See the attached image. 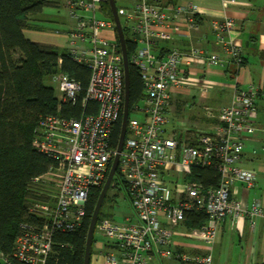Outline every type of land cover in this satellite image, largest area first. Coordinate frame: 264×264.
Here are the masks:
<instances>
[{
    "label": "built area",
    "instance_id": "built-area-1",
    "mask_svg": "<svg viewBox=\"0 0 264 264\" xmlns=\"http://www.w3.org/2000/svg\"><path fill=\"white\" fill-rule=\"evenodd\" d=\"M107 1L64 0L69 16L76 20L68 32L70 41L66 51L90 71L81 106L84 110L89 101L97 106L77 117L54 114L38 119L32 144L55 160L60 172L54 200L31 206V212L42 218V222L23 223L10 253L5 254L0 248V264H48L55 231L72 232L81 227L91 191L106 179L108 162L116 152L110 146L111 129L123 109L124 96L119 42L103 35L104 30L114 29V23L96 15L99 4ZM158 1L137 0L130 8L117 7L118 15L128 27L129 39L135 43L127 57L128 63L139 71L142 94L128 109L116 168L121 179L119 186L133 215L120 221L102 216L94 226L95 239L103 242L100 254L105 264L165 261L211 264L208 251L189 254L170 247L172 229L185 220L186 214L204 215L205 224L191 226L186 231L188 237L204 242L213 241L216 222L227 215L246 216L251 226L256 218H264V209L257 200L245 207L230 194L235 182L246 187L255 185L254 172L237 163L244 140L254 131L256 100L263 90L249 83L242 89L235 87L229 104L215 110L204 106V115L214 121L213 128L198 132L193 140L166 135V109L173 88L183 84L180 75L183 58L187 65L206 58L210 66L222 65L223 59L192 44L186 51L173 47L159 56L154 51L159 41L169 40L173 34L181 33L183 27L189 38L199 30L201 8L191 0L174 6L160 5ZM219 2L226 8L236 5L238 0ZM209 26L226 60L238 70L244 60L241 45L231 35L234 20L224 15L210 20ZM50 78L60 93L57 100L75 104L80 83L65 72H57ZM205 91L203 87L201 92ZM131 112L139 117L130 116ZM192 166L216 169L217 185L204 186L197 180L186 179ZM170 171H175L177 176L168 178Z\"/></svg>",
    "mask_w": 264,
    "mask_h": 264
},
{
    "label": "trees",
    "instance_id": "trees-1",
    "mask_svg": "<svg viewBox=\"0 0 264 264\" xmlns=\"http://www.w3.org/2000/svg\"><path fill=\"white\" fill-rule=\"evenodd\" d=\"M60 1L0 0V248L5 254L12 250L23 223L42 222V218L31 212V206L54 200L55 188L52 185L45 184L42 178L34 181V178L55 170L57 163L32 144L38 119L54 114L77 117L83 111H93L97 106L91 101L86 103L84 110L81 106L90 73L86 65L75 62L67 51H58L54 44L34 41L23 34L24 29L33 27L32 15L44 7H59ZM101 11L102 16L112 19L108 3L102 4ZM122 29L127 56H130L135 43L128 37L125 22H122ZM57 72H65L80 83L81 91L75 104L59 102L54 89L44 84L47 77ZM141 89L139 71L129 63L130 108L140 98ZM121 115L122 109L111 129L110 146L114 150L120 134ZM112 160L113 156L108 162L106 176ZM185 178L197 180L204 186H216L219 175L213 167L192 166ZM120 183L117 171L111 187L120 190L126 199ZM102 186L91 191L80 228L72 232L55 231L48 264H83L89 220ZM101 216L112 218V215L99 211L97 219ZM185 220L190 227L200 226L205 217L202 213L192 212L185 215ZM94 242L92 237L91 247Z\"/></svg>",
    "mask_w": 264,
    "mask_h": 264
},
{
    "label": "crops",
    "instance_id": "crops-1",
    "mask_svg": "<svg viewBox=\"0 0 264 264\" xmlns=\"http://www.w3.org/2000/svg\"><path fill=\"white\" fill-rule=\"evenodd\" d=\"M136 1L115 0V3L116 7L130 8ZM191 1L199 4L201 8L199 30L193 32L189 38L186 36L183 27L181 33L173 34L169 40L159 41L155 45L154 51L159 56H163L170 48L175 47L181 51H186L192 44L203 47L207 54L216 53L223 59V63L219 66H210L206 58H203L199 62L187 65L185 58H183V71L180 74L183 84L173 88L171 92L170 104L166 109L165 134L177 139L193 140L198 132L211 131L213 128L214 121L203 114V106H209L215 110L229 104L235 87L242 89L249 83H254L262 88L263 93L256 100L257 112L253 121L254 131L245 139L247 141L237 163L241 168L254 172L255 185L254 187H246L241 182H235L230 188V194L245 207H249L254 200H257L264 209V160L261 157V153H264V0H238L236 5L226 8L220 5L219 0ZM184 2L187 0H159L158 4L174 6ZM102 4L104 2L98 6L97 17L113 22L111 18L102 16ZM63 6L64 0H61L60 6L54 8H62ZM224 15L234 20V29L231 35L243 50L244 61L238 70H235L233 64L226 60L225 52L215 42L209 26L210 20L221 18ZM68 18L70 21L67 28H61L59 35L62 34L67 37L69 30L74 27L76 20L69 14ZM119 18L121 23L125 21L120 16ZM106 31L112 34L109 39L118 41L115 26L113 30H104L103 35H106ZM66 50L67 47L65 46L62 51ZM203 87L206 88L205 92H201ZM185 98L189 100V104ZM183 103L186 107L194 106V108L186 111ZM195 108L197 109L196 112L193 111ZM169 113L175 117L176 121L173 123L169 121ZM176 176L175 171L167 173L168 178L172 179ZM112 219L114 218L112 217ZM161 221L165 226H169L164 218H161ZM187 223L184 220L173 227L170 242V247L173 250L189 254H200L208 251L212 256L211 264H264L263 217L256 218L254 226H251L246 216L232 217L227 215L216 222V235L211 242L188 237L186 231L190 225ZM205 223L206 220H203L201 224ZM98 241L100 240H97L96 243ZM99 243H102L101 247L103 248V242L100 241ZM174 263L177 262L165 261L162 264ZM103 264H105L104 261Z\"/></svg>",
    "mask_w": 264,
    "mask_h": 264
},
{
    "label": "rangeland",
    "instance_id": "rangeland-1",
    "mask_svg": "<svg viewBox=\"0 0 264 264\" xmlns=\"http://www.w3.org/2000/svg\"><path fill=\"white\" fill-rule=\"evenodd\" d=\"M63 7L62 8L44 7L39 13L32 15L33 27L30 29H24L23 30L24 36L34 41L55 44L57 46L58 51H62L65 48V46L68 47L70 36L67 35L66 37V36H63L62 34L59 35L60 29L67 28L68 23L70 21V19L68 18V10L66 9V7H64L63 9ZM105 34H106L105 36L108 38L112 37V34L109 31H106ZM44 83L48 86L53 87L55 94L57 96L60 94L57 89V84L53 82L51 78L47 77L44 80ZM185 99L188 101L187 103L189 104L190 103L189 100L187 98ZM139 104L141 105V102H139ZM183 106L186 107L185 104ZM192 108H194V106H192L191 108L186 107V111H189ZM196 110H197L196 108L193 109V111L195 112ZM203 114H204V111H203ZM133 115H135L136 117H139V114H135L131 112L130 116H133ZM168 118H169L170 123H173L174 121H176L172 113H169ZM246 141L247 140H244V142ZM261 157H263L262 160H264V153H261ZM59 174L60 172L57 169H55V170H51L47 172L41 178H42V181L44 180L45 184L52 185L54 189L58 183ZM100 211L105 212L109 215H112V217L117 221L124 220L126 216L129 217L132 215V209L129 206L127 200L124 198L122 192L118 190L117 188H113L111 186L109 187L106 193V196L102 202ZM95 237H96V233H94V236H93L94 240H95ZM99 242L100 241L96 243V240H95V242L93 243L91 247V264H103L104 260L99 250L102 248L101 247L102 243H99ZM174 264H177V263H174Z\"/></svg>",
    "mask_w": 264,
    "mask_h": 264
},
{
    "label": "water",
    "instance_id": "water-1",
    "mask_svg": "<svg viewBox=\"0 0 264 264\" xmlns=\"http://www.w3.org/2000/svg\"><path fill=\"white\" fill-rule=\"evenodd\" d=\"M112 20L114 22V26L116 29L118 42L120 45L121 53H122V61H123V85H124V96H123V109H122V115H121V121H120V134L117 142L116 152L114 154L111 166L109 168L108 174L106 176V179L103 183V186L101 188L100 194L98 196V199L96 201V204L94 206L93 212L91 214L88 230H87V236H86V243H85V251H84V260L83 264H89L90 263V250H91V242L94 232V226L102 205V202L105 198V195L108 191V188L111 186V181L116 174V168L119 158V153L123 146L125 131H126V123H127V117H128V106H129V100H128V57L127 52L125 48V37L122 29V24L119 18V15L117 13V7L115 0H108Z\"/></svg>",
    "mask_w": 264,
    "mask_h": 264
},
{
    "label": "bare ground",
    "instance_id": "bare-ground-1",
    "mask_svg": "<svg viewBox=\"0 0 264 264\" xmlns=\"http://www.w3.org/2000/svg\"><path fill=\"white\" fill-rule=\"evenodd\" d=\"M130 106H128V108H129ZM119 159V158H118Z\"/></svg>",
    "mask_w": 264,
    "mask_h": 264
}]
</instances>
